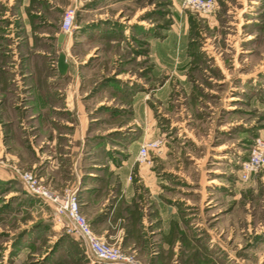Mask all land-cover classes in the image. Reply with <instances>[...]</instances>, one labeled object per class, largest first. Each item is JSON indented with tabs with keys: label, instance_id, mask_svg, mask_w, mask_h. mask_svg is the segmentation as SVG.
Wrapping results in <instances>:
<instances>
[{
	"label": "rangeland",
	"instance_id": "1",
	"mask_svg": "<svg viewBox=\"0 0 264 264\" xmlns=\"http://www.w3.org/2000/svg\"><path fill=\"white\" fill-rule=\"evenodd\" d=\"M217 1L204 15L181 0H0V264H111L92 259L22 175L79 195L67 183L77 161L85 179L92 160L138 158L148 140H162L143 163L156 190L193 203L199 231L181 233L165 255L158 231L145 247H120L139 264H264V171L240 177L264 134V0ZM71 6L75 29L58 47ZM42 29L50 35L35 39ZM69 90L84 96L87 120L67 111ZM65 133L78 150H67Z\"/></svg>",
	"mask_w": 264,
	"mask_h": 264
},
{
	"label": "crops",
	"instance_id": "2",
	"mask_svg": "<svg viewBox=\"0 0 264 264\" xmlns=\"http://www.w3.org/2000/svg\"><path fill=\"white\" fill-rule=\"evenodd\" d=\"M1 1L4 2V0ZM26 26L30 30L29 27L31 26L29 24H26ZM60 32L62 31L60 30ZM60 32L56 36L57 46ZM45 35H50V33L42 29L41 32H36L34 38L39 40L42 37L46 38ZM34 38L30 42L32 46L34 45ZM67 39L69 37L65 38L64 43L68 41ZM162 53L165 54V51L162 50ZM184 59L183 57L181 60ZM187 64H180L178 67L183 70L190 66ZM68 86H78L79 88V83ZM76 91L69 90L67 92V99L65 100L67 111L72 116L75 115L80 119L85 118L87 120L89 115L85 105L86 100L83 99L84 96H82L81 92L78 95ZM39 102L41 103L42 101L38 98ZM99 103H102V101ZM46 106L52 107L51 109H58L56 102L54 104L50 102V105ZM34 112L36 113L32 112L29 117H35L40 113L38 110ZM85 130L83 131V128L81 130L83 135ZM64 135L68 137L67 145L65 146L67 150L76 151L81 147L80 142L74 143L71 140L70 134L65 133ZM262 136L264 137L263 133ZM140 144L136 146L137 154ZM94 149L96 150V147ZM162 156L163 154H160L157 157ZM77 162L75 166L73 165L75 171L71 172V178L69 180L67 178V183L73 181L74 185L77 186L75 188H79L81 209L97 236L115 242L122 247L142 248L147 246L148 241L150 242L154 239L153 235L158 231V245L164 251L163 255H165L169 248L174 245V242V246L178 245L177 240L183 235L181 233L194 229L199 231L193 226V221H189V217L192 215L190 211H192L194 204L187 202L180 205L179 203H171L170 200L163 201L164 197L161 196L163 190L161 192L157 191L155 187L158 180L155 175L156 170H152L148 163L143 164L144 162H142L139 164L137 158L131 156L120 163L95 159L92 160L91 164H88L92 169H90L88 174L86 172V178L81 179L80 163L79 161ZM99 168L103 169L105 173L97 171ZM133 172L135 176L132 178L131 175L130 179L129 175ZM172 199L176 201V198L173 197ZM147 214H150V216ZM185 219L187 223H184ZM133 225L134 228H132ZM157 253L151 252V255L155 256Z\"/></svg>",
	"mask_w": 264,
	"mask_h": 264
},
{
	"label": "built area",
	"instance_id": "3",
	"mask_svg": "<svg viewBox=\"0 0 264 264\" xmlns=\"http://www.w3.org/2000/svg\"><path fill=\"white\" fill-rule=\"evenodd\" d=\"M182 6L192 9L204 15H211L218 8L217 0H182ZM77 6L68 7L65 10L61 31L66 37H70L75 29L77 18ZM162 140L144 141L139 148L138 161L145 162L150 159L153 151H160ZM264 171V137L256 138L247 160L242 163L241 179L248 180L252 174ZM33 192L46 198L55 208L56 217L60 220L67 218L70 233L84 241L92 259L111 264H139L136 255L125 252L120 246L108 242L95 234L86 215L81 210V203L77 190H67L65 194H59L39 185L37 179L30 172L22 175Z\"/></svg>",
	"mask_w": 264,
	"mask_h": 264
},
{
	"label": "water",
	"instance_id": "4",
	"mask_svg": "<svg viewBox=\"0 0 264 264\" xmlns=\"http://www.w3.org/2000/svg\"><path fill=\"white\" fill-rule=\"evenodd\" d=\"M66 35L64 32H60L58 35V46L62 47L64 41H65ZM58 70L62 75H66L69 69V63L67 62V56L66 54L61 51L59 53L58 57Z\"/></svg>",
	"mask_w": 264,
	"mask_h": 264
},
{
	"label": "trees",
	"instance_id": "5",
	"mask_svg": "<svg viewBox=\"0 0 264 264\" xmlns=\"http://www.w3.org/2000/svg\"><path fill=\"white\" fill-rule=\"evenodd\" d=\"M120 92V91H119ZM128 93H129V90L128 89H121V95H123V94H127L128 95ZM112 136V140H113V134L111 135ZM104 140V139H103ZM102 152L104 153V155H107V156H109V155H111L110 154V152H108L107 150H105V149H102ZM137 214H138V212H137ZM135 217H136V213H135ZM132 228H134V225H133V227Z\"/></svg>",
	"mask_w": 264,
	"mask_h": 264
}]
</instances>
